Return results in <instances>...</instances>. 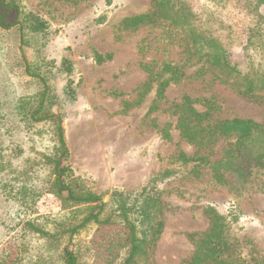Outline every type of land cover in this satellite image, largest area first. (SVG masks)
I'll use <instances>...</instances> for the list:
<instances>
[{
    "label": "rangeland",
    "instance_id": "obj_1",
    "mask_svg": "<svg viewBox=\"0 0 264 264\" xmlns=\"http://www.w3.org/2000/svg\"><path fill=\"white\" fill-rule=\"evenodd\" d=\"M25 1L54 30L46 49L48 57L57 64L63 59L73 64V72L61 73L58 80L70 77L78 93L64 121L67 162L72 170L85 177L105 201L112 188L134 190L167 168L178 170L160 184L162 228L141 264H187L196 241L210 228L209 207L226 216L227 240L236 256L246 264H264V171L239 187L232 186L230 175V184L216 181L209 164L193 175L178 161L179 153L206 155L213 161L230 140L220 139L200 150L175 127V105L184 96L213 97L218 106L214 120L240 117L259 123H264V99L239 95L208 76L191 77L193 68H187L186 75L158 98L155 72L164 60H183L182 42L158 25L125 29L121 24L125 17L151 11L153 0ZM186 1L195 12L208 7L230 26L231 56L239 61L248 26L243 5L230 1L218 9L208 0ZM30 52L20 48L16 28L0 30V142H21L24 155L37 160L30 150L37 144L25 136L22 140L20 135L5 133L17 98L42 87L37 78L25 74ZM195 106L203 109L200 103ZM15 211V204L0 196V239L13 225ZM35 211V216H47L49 221H59L57 216L63 213L60 199L51 193L38 200ZM126 238L127 230L120 224L93 225L66 248L78 250L79 264H114ZM30 245L35 252L40 242L33 238Z\"/></svg>",
    "mask_w": 264,
    "mask_h": 264
},
{
    "label": "trees",
    "instance_id": "obj_2",
    "mask_svg": "<svg viewBox=\"0 0 264 264\" xmlns=\"http://www.w3.org/2000/svg\"><path fill=\"white\" fill-rule=\"evenodd\" d=\"M208 1L218 9L230 1L243 5L248 26L239 61L231 56L232 29L208 7L195 12L186 0H153L151 11L122 20L125 29L158 25L182 42L183 60H164L155 72L157 97L180 81L187 68H193L191 77L208 76L239 95L264 99V0ZM11 28L18 30L20 48L31 51L25 74L37 78L42 87L17 98L12 121L4 124L8 135H20L22 140L25 136L37 144L30 150L38 158L24 155L21 142H0V196L16 206L15 221L3 235L8 238L0 239V264H79L78 250L66 248V244H73L74 237L93 225L107 224H120L127 230L126 243L114 264L143 263L162 228L160 184L176 176L178 170L167 168L134 190L112 188L108 199L103 200V195L94 192L86 178L76 174L67 162L64 121L78 93L70 77L60 83L58 80L61 73L73 72L72 62L63 59L57 64L48 57L46 49L54 30L25 0H0V30ZM97 58L101 60V56ZM195 103L202 104L203 109ZM217 109L213 97L184 96L175 105V127L186 142L206 150L220 139L230 140L216 160L182 152L177 159L193 175L209 164L216 181L230 184L233 178L232 186L239 187L256 172L264 171V123L240 117L214 120ZM164 131L167 134L166 127ZM47 193L60 199L63 213L57 216L59 221L35 216L36 203ZM206 211L210 228L196 241L187 264H246L228 243L226 216L212 207ZM33 238L40 242L35 252L30 245Z\"/></svg>",
    "mask_w": 264,
    "mask_h": 264
}]
</instances>
